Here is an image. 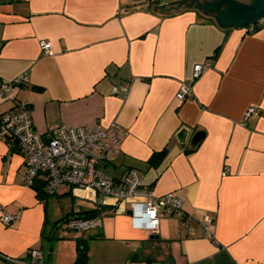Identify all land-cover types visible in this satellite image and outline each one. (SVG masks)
<instances>
[{"label": "crops", "instance_id": "crops-1", "mask_svg": "<svg viewBox=\"0 0 264 264\" xmlns=\"http://www.w3.org/2000/svg\"><path fill=\"white\" fill-rule=\"evenodd\" d=\"M185 1L0 0V82L30 77L15 94L29 105L35 130L120 125L128 135L109 173L138 169L156 196L180 198L187 216L162 214L152 240L127 212L83 207L77 199L93 201L69 186L42 201L25 185L23 154L0 138V254L24 259L41 250L45 264H75L83 240L87 264H264V20L258 30L224 27L209 20L221 16L209 6L220 0L180 6ZM42 41L53 56L43 54ZM198 64L204 71L194 81ZM191 81L193 96L179 104L181 85ZM125 83L127 98L112 94ZM182 128L191 130L186 146L177 137ZM200 130L206 137L191 152ZM165 149L154 167L151 158ZM90 210L102 212L100 226L63 250L61 221ZM5 214L16 217L11 225ZM207 216L215 219L213 239L201 227Z\"/></svg>", "mask_w": 264, "mask_h": 264}, {"label": "built area", "instance_id": "built-area-1", "mask_svg": "<svg viewBox=\"0 0 264 264\" xmlns=\"http://www.w3.org/2000/svg\"><path fill=\"white\" fill-rule=\"evenodd\" d=\"M173 0H143L144 4L169 3ZM41 50L45 56H53L51 43L42 41ZM204 66L194 67V81L199 79ZM181 85L176 95L179 104L193 96V83ZM30 83L25 74L13 81L0 82V106L15 103L10 110L0 108V138L15 141L24 157L26 173L24 182L29 187H42L49 195L57 193L61 186H69L74 192L91 199L99 206H113L118 212L132 211L130 216L137 229L159 234L162 214L175 215L187 219L183 201L173 193L156 196L153 190L143 184L142 173L135 168H128L120 175L113 176L108 168L114 165L122 152L128 132L120 125L108 128L101 126L61 125L43 136L35 130L31 109L27 103L16 101V90ZM130 84L114 86L112 94L122 99L127 98ZM255 110L247 112L249 117ZM16 217L3 216V222L11 225ZM73 231H86L100 226L96 219L87 220L75 216L64 223ZM215 219L207 216L201 223L204 235L213 239L211 229ZM0 259L9 264H45L41 250H31L24 259H15L0 254Z\"/></svg>", "mask_w": 264, "mask_h": 264}, {"label": "water", "instance_id": "water-1", "mask_svg": "<svg viewBox=\"0 0 264 264\" xmlns=\"http://www.w3.org/2000/svg\"><path fill=\"white\" fill-rule=\"evenodd\" d=\"M191 2H181V5H188V3H192L193 6V2L195 0H190ZM198 2V1H196ZM177 4V3H176ZM226 4L228 11H223V12H219L220 8L222 7V5ZM172 5V4H171ZM198 6L201 9H205L204 7H201L199 2H198ZM208 6V5H206ZM212 6L210 8H214V6H218L216 12H218V14H221V16L219 18L216 17H211L209 20L214 22V23H224V27L233 25L234 27L237 28H242V27H247L250 25H254L257 24L259 22H261L262 20H264V0H252L249 3H243V2H239L236 0H220L218 1V3L209 5ZM164 7V6H162ZM191 7V6H189ZM157 8V7H154ZM208 10V9H205ZM202 12V11H200ZM203 14V13H202ZM204 15V14H203ZM206 16V15H204ZM191 133V130L188 128H182L180 130V132L178 133L177 137H178V141L180 142V144L182 146H186L189 135ZM206 137V133L204 131H197L192 135V138L190 140V144L188 146V149L190 151H196L200 145V143L205 139ZM128 216L132 215V211H128L127 212ZM151 239H159L158 235H152Z\"/></svg>", "mask_w": 264, "mask_h": 264}, {"label": "trees", "instance_id": "trees-1", "mask_svg": "<svg viewBox=\"0 0 264 264\" xmlns=\"http://www.w3.org/2000/svg\"><path fill=\"white\" fill-rule=\"evenodd\" d=\"M259 28H260L259 24H255L254 29L258 30ZM6 142L9 144L11 151L20 153L19 147L15 141L6 140ZM166 153H167L166 149L161 151V152L155 153L153 155V157L151 158L150 163L154 167H157L162 162ZM34 188L38 192L37 195L42 201H47L48 198L51 196V195L47 194V192L44 188V185L42 187H34ZM78 215L84 219H87V220H94V219H97L98 217L102 216V212L100 210H90V211H83V212L79 213ZM75 216L76 215H74V214L67 215L61 221L60 226H63L67 220H69ZM69 230H71V229H69ZM87 261H88L87 243L83 240H80L79 241V256H78V259L75 262V264H87Z\"/></svg>", "mask_w": 264, "mask_h": 264}, {"label": "rangeland", "instance_id": "rangeland-1", "mask_svg": "<svg viewBox=\"0 0 264 264\" xmlns=\"http://www.w3.org/2000/svg\"><path fill=\"white\" fill-rule=\"evenodd\" d=\"M66 186H63V187H61L59 190H58V192L60 193V192H62V191H64V190H66ZM64 201H62L61 202V204H65L67 201V198H64L63 199ZM77 201L83 206V207H85V208H88V209H93V208H95L96 207V205H95V203H93V202H90V201H87V200H82V199H77ZM56 203H58L56 206H57V208L59 209V210H61V206H59V202H58V200L56 201ZM58 209H57V211H58ZM91 232H93V231H90L89 233H91ZM61 239H60V242H61V244H62V248H63V250H67L69 247L68 246H70V244H71V242H72V238H75L76 239V237H79V238H81V237H83V232L82 231H73V230H69L67 227H63L62 228V230H61Z\"/></svg>", "mask_w": 264, "mask_h": 264}]
</instances>
